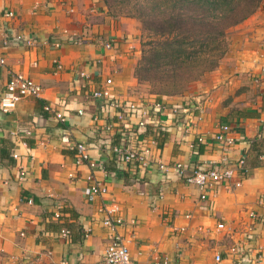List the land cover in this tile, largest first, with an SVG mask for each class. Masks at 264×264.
<instances>
[{
  "label": "crops",
  "instance_id": "0c3cea01",
  "mask_svg": "<svg viewBox=\"0 0 264 264\" xmlns=\"http://www.w3.org/2000/svg\"><path fill=\"white\" fill-rule=\"evenodd\" d=\"M7 11L14 16L5 17ZM235 28L240 44L234 53L229 49L218 68L184 94L160 100L167 108L199 101L201 120L183 134L177 117L166 111L158 118L166 129L158 139L161 146L152 149L153 162L142 169L121 166L111 151L98 148L103 138L116 144L119 134L103 132L114 118L105 110L95 121L104 100L91 97L111 79V93L119 99L139 107L155 101L140 91L134 76L140 58L138 22L112 17L104 0H0V35L6 31L34 40L31 46L11 42L3 51L0 97L15 73L30 77L43 89L39 98L22 99L13 112L0 111V264L99 262L110 243L100 209L112 205L118 208L115 215L125 221L119 232L130 239L129 251L137 264H153L162 255L170 258V264H264L257 261L264 253V224L250 217L251 212L264 215L259 205L264 196V154L254 157L251 149L253 141L264 140V0ZM77 35L86 39L83 44L74 42ZM98 36L111 39L112 48L98 44ZM56 113L66 120L56 119ZM139 118L137 113L131 122ZM222 124L230 126L235 139L227 160L235 164L246 156L251 174L231 188L216 186L209 204L173 168L163 179L158 163H180L190 169L197 163L220 161L223 154L213 135ZM64 134L87 144L90 156L102 160L107 175H96L104 180L106 195L89 193L85 179L89 170L75 166L60 141ZM198 136L202 142L195 147ZM17 163L27 172L22 182ZM29 198L32 204L27 203ZM131 219L136 221L134 228L126 223ZM218 223L224 230L215 231ZM181 228L185 230L172 232ZM62 229L69 231L67 237L60 234ZM84 229L90 230L87 238ZM216 255L221 256L220 263Z\"/></svg>",
  "mask_w": 264,
  "mask_h": 264
},
{
  "label": "built area",
  "instance_id": "2783aa9c",
  "mask_svg": "<svg viewBox=\"0 0 264 264\" xmlns=\"http://www.w3.org/2000/svg\"><path fill=\"white\" fill-rule=\"evenodd\" d=\"M49 2L51 0H45ZM61 1V0H58ZM38 6L33 8L36 11ZM72 12V9L69 10ZM7 18H12L14 13L7 11L4 14ZM74 42L77 44H83L86 40L83 36H73ZM11 42H19L24 45L31 46L34 42L33 37L24 38L22 35H12L6 31H2L0 35V67L6 65V58L3 51L7 49ZM96 42L103 48L110 50L112 48V40L103 38L102 36L96 37ZM56 45L57 42L53 41ZM56 69L62 70L60 63L55 64ZM81 77H85L84 73H80ZM105 86L102 89L91 92L93 99H103L104 103L100 105L98 114L94 118L98 121L101 117L100 112L109 111L110 115L115 122L108 123L103 127V132L118 133L119 141L116 144H111L108 138L99 140L98 148L102 151H111L115 161L121 166H130L137 168H148L152 164L151 158L152 149L157 146L158 139L164 136L166 129L160 125L158 118H162L166 111L177 117L179 121V129L182 133L188 132L194 124L201 120L199 101L189 103L187 106H172L167 108V105L161 101H152L148 103L146 107H139L135 103L125 102L111 93L110 87L112 86V80L107 79ZM43 89L41 85L36 83L30 77L22 74L15 73L8 79L5 89L0 97V111L2 113L13 112L17 104L25 97L39 98L42 95ZM46 112H52L49 106H45ZM140 113V118L137 121L131 122L132 117L137 116ZM82 114V111H79ZM192 116V117H190ZM56 119L59 121H65L66 117L60 113L55 114ZM151 123V127H150ZM117 127L116 128V125ZM148 127L151 128L150 132H147ZM11 136H18L17 133H11ZM64 149L71 153L73 162L77 168L87 167L89 170L86 181L88 184L89 193L94 196H103L108 193V188L103 179L99 178L96 174L102 173L104 176L107 175L104 169L102 160H96L89 154L88 145L81 142H73L69 139V136L64 134L60 139ZM213 141L218 145L223 156L220 161H209L200 164H194L190 169H187L180 163H175L172 166L165 165L161 162L158 163V169L165 179L166 175L173 168L179 178L188 185L195 186L200 191V200L213 204L211 198V192L215 190L216 186L222 185L226 187H233L238 185L242 179L246 178L248 173V167L246 164V156H242L235 164H231L226 155L231 152L235 145V139L232 136L231 128L229 125L222 124L218 127V131L213 135ZM202 138L198 136L196 138L195 147L200 145ZM12 159L18 160L16 153L11 154ZM264 157V156H263ZM18 169V181L22 182L26 179L27 172L22 163H17ZM249 176V175H248ZM211 201V202H210ZM32 199H27L28 204H32ZM259 205L264 207V196L260 197ZM118 211L116 206H103L100 212L105 214L103 219V226L106 227L110 233V243L106 247L101 260L94 264H137L136 261L130 254L129 243L130 239L123 236L119 232V228L125 225V221L122 217L115 215ZM54 218H59L60 213L57 210L54 213ZM189 218V215H186ZM250 217L256 222L264 224V215H259L255 212L250 213ZM168 219V217H164ZM132 228L136 226V221L131 219L128 222ZM225 226L223 223H218L215 227L216 232L224 230ZM184 228L180 230L172 229V232L179 233L184 231ZM206 233H211V229H206ZM84 237L87 238L90 234L89 229L83 230ZM62 236L67 237L69 231L62 229ZM23 235V233H21ZM264 260V253H260L258 256L259 262ZM215 261L220 263L222 261L220 255L215 256ZM153 264H170V258L162 255L155 257Z\"/></svg>",
  "mask_w": 264,
  "mask_h": 264
},
{
  "label": "trees",
  "instance_id": "16d2710c",
  "mask_svg": "<svg viewBox=\"0 0 264 264\" xmlns=\"http://www.w3.org/2000/svg\"><path fill=\"white\" fill-rule=\"evenodd\" d=\"M262 1L126 0L128 8H122L129 10L120 11L141 24L137 82L152 88L155 101L184 94L192 83L218 68L229 50V32L252 16ZM104 3L115 18L113 1ZM251 149L254 157L264 154V140L253 141ZM250 174L248 167L246 176Z\"/></svg>",
  "mask_w": 264,
  "mask_h": 264
},
{
  "label": "rangeland",
  "instance_id": "374dc122",
  "mask_svg": "<svg viewBox=\"0 0 264 264\" xmlns=\"http://www.w3.org/2000/svg\"><path fill=\"white\" fill-rule=\"evenodd\" d=\"M112 1H113V9H112L111 13L112 14L113 13L116 14V18H131V19H134V20H136L138 22V25H139L138 39H139V49H140V55H141V45H140L141 24H140L139 20L134 18V17H129L126 14L121 12V11H124V10H127V11L129 10V9H124V8H128V6L126 5L127 4L126 0H112ZM131 2L133 3L134 0H131ZM122 7H124V8H122ZM238 32H239V30L235 28L231 32H229V34H228V39H227V41L229 43L228 49L231 50V52H230L231 54L235 52V50L237 49L238 45L240 44L239 43V37H237V36L240 35ZM230 44H231V46H230ZM198 81H200V79ZM194 83H192V84H194ZM198 84L200 85V83H198ZM140 86H141L140 87V91L143 94H147V97H151V98L154 97L153 94H151V89L152 88L148 84H140ZM196 90H198V89L196 88Z\"/></svg>",
  "mask_w": 264,
  "mask_h": 264
}]
</instances>
